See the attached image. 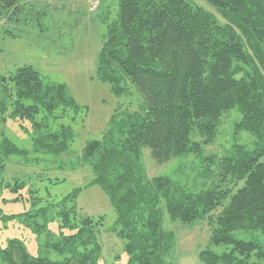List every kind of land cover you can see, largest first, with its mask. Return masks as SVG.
<instances>
[{"label":"trees","instance_id":"16d2710c","mask_svg":"<svg viewBox=\"0 0 264 264\" xmlns=\"http://www.w3.org/2000/svg\"><path fill=\"white\" fill-rule=\"evenodd\" d=\"M20 1L0 5L21 11ZM115 1L118 17L108 27L96 75L116 96L125 95L130 82L144 107L115 114L102 140L85 145L81 163L92 168L93 184L111 199L119 227L113 231L124 241L128 264H173L175 235L163 229L165 214L189 226L207 221L210 244L226 251L205 249L204 264H264V0H206L225 24L190 0ZM232 110L242 116L235 132H249L254 147L236 143L225 155L204 159L208 186L195 190L168 176L148 177L143 148L158 164L201 154ZM80 111L65 85L47 83L32 66L0 74V201L34 206L11 215L0 207V237L1 227L20 219L37 233L41 247L32 256L21 240L9 239L0 246L1 264H100L102 222L78 216L70 200L79 189L43 205L33 190L3 198L7 189L25 186L3 180L6 159L30 152L7 138L1 125L10 118L25 123L33 152L60 157L75 138L64 121H75ZM51 221L59 223L56 235ZM245 234L253 238H241Z\"/></svg>","mask_w":264,"mask_h":264},{"label":"rangeland","instance_id":"374dc122","mask_svg":"<svg viewBox=\"0 0 264 264\" xmlns=\"http://www.w3.org/2000/svg\"><path fill=\"white\" fill-rule=\"evenodd\" d=\"M92 1L100 3L97 11L91 12ZM190 1L214 14L220 23L227 22L206 0ZM20 6L22 10L17 11L13 8L5 10L0 5V74L9 75L19 67L32 66L47 83L65 85L81 111L75 121H64L73 128L75 138L69 153L60 157L33 152L32 134L25 123L10 118L1 125L7 138L30 152L27 157L13 155L6 159L3 180L11 184L19 181L25 186L17 192L7 189L3 198L10 200L18 193L30 196L29 190H33L38 191L43 205L46 201L69 198L79 189L76 199L70 200L76 205L78 216L102 222L98 234L102 249L100 264H128L124 241L113 231L119 227L111 199L102 187L93 184L92 168L81 163L85 145L89 141L102 140L115 114L134 113L144 107L141 94L130 82L128 92L116 96L111 85L100 81L96 75L97 61L108 38V27L118 17V3L115 0H21ZM241 118L237 110L227 113L215 141L204 146L201 154H187L158 164L153 160L151 150L143 148L142 164L148 177L168 176L195 190L208 186L211 180L202 176L208 164L204 159L213 155L221 157L236 143L249 149L254 147L255 139L249 132H235V124ZM1 156L0 150V159ZM0 207L4 214L11 215L32 210L34 206L32 201H0ZM19 221L1 227L0 246L5 247L9 239H19L32 256H39L41 247L37 233ZM49 228L54 234L60 232L58 221H51ZM163 229L175 235L171 254L173 264H204L200 253L207 248L217 254L226 251L224 246L210 244L207 221L189 226L174 222L165 214ZM65 233L69 234L68 231ZM241 238L248 240L253 235ZM51 257L60 259L56 255Z\"/></svg>","mask_w":264,"mask_h":264},{"label":"built area","instance_id":"2783aa9c","mask_svg":"<svg viewBox=\"0 0 264 264\" xmlns=\"http://www.w3.org/2000/svg\"><path fill=\"white\" fill-rule=\"evenodd\" d=\"M98 7H99V2H97V1H92L91 2V6H90V10H97L98 9Z\"/></svg>","mask_w":264,"mask_h":264}]
</instances>
